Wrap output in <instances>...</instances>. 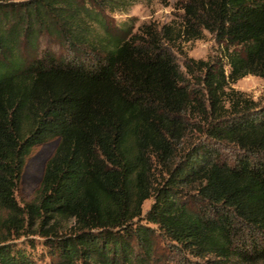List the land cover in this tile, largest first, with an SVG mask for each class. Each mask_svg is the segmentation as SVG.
<instances>
[{"label":"trees","instance_id":"16d2710c","mask_svg":"<svg viewBox=\"0 0 264 264\" xmlns=\"http://www.w3.org/2000/svg\"><path fill=\"white\" fill-rule=\"evenodd\" d=\"M125 3L0 0V264L264 262V102L232 87L264 79V0H181L179 23L138 28L109 17ZM204 31L223 53L183 70L174 43Z\"/></svg>","mask_w":264,"mask_h":264},{"label":"rangeland","instance_id":"374dc122","mask_svg":"<svg viewBox=\"0 0 264 264\" xmlns=\"http://www.w3.org/2000/svg\"><path fill=\"white\" fill-rule=\"evenodd\" d=\"M181 0H126L124 5L120 4L114 10H108L107 13L115 26L124 22H131L135 28L142 23L155 22L156 24L179 23L183 11L178 7ZM223 46L220 45L214 36L208 31H204V36L199 39L187 40L184 36H179L172 47V54L185 70L183 62L186 58L207 59L213 56H219L223 53ZM236 90L244 92L249 98L255 101L264 102V79L255 75H247L232 84ZM186 143H192L198 140L195 133L188 135ZM58 141L52 140L48 143L34 146L26 158L21 179L16 187L15 196L20 204L33 201L39 192L41 180L44 173L46 162L53 155ZM227 157L235 155V151L224 150ZM152 200H147L143 206L144 212L149 208ZM8 213L0 210V219L7 217ZM2 232H0L1 234ZM34 248L32 252L39 257L41 262H47L48 256L42 245V240L37 235L31 236ZM18 243L29 241L22 237L17 239ZM169 243L165 242V245ZM25 245V244H24ZM26 246V245H25ZM169 247V246H168ZM171 247H169L170 249ZM167 249V248H166ZM177 255V254H175ZM166 258H173L169 251ZM264 264V262L259 263Z\"/></svg>","mask_w":264,"mask_h":264}]
</instances>
